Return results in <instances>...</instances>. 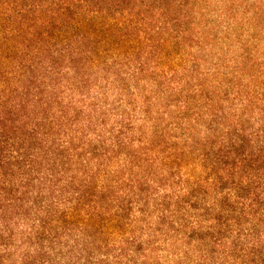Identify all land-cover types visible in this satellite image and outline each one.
I'll return each instance as SVG.
<instances>
[{
    "label": "trees",
    "instance_id": "1",
    "mask_svg": "<svg viewBox=\"0 0 264 264\" xmlns=\"http://www.w3.org/2000/svg\"><path fill=\"white\" fill-rule=\"evenodd\" d=\"M0 264H264V0H0Z\"/></svg>",
    "mask_w": 264,
    "mask_h": 264
}]
</instances>
